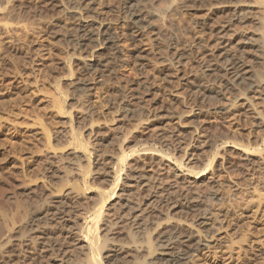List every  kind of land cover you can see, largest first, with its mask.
Here are the masks:
<instances>
[{"label": "rangeland", "instance_id": "1", "mask_svg": "<svg viewBox=\"0 0 264 264\" xmlns=\"http://www.w3.org/2000/svg\"><path fill=\"white\" fill-rule=\"evenodd\" d=\"M241 1L252 20L223 31L234 6L225 0H0V264L63 258L60 243L77 244L98 196L111 194L99 223L116 225L111 257L152 259L146 242L168 247L159 238L174 225L199 241L179 264H264V68L248 90L226 76L186 85L222 61L219 50L246 57L240 40H264V0ZM84 24L87 47L77 45ZM113 52L104 73L87 67ZM137 169L148 180L125 188ZM176 175L200 178L188 190ZM156 181L151 194L145 184Z\"/></svg>", "mask_w": 264, "mask_h": 264}, {"label": "bare ground", "instance_id": "2", "mask_svg": "<svg viewBox=\"0 0 264 264\" xmlns=\"http://www.w3.org/2000/svg\"><path fill=\"white\" fill-rule=\"evenodd\" d=\"M225 3H227L228 5L234 4V6L231 9L232 10L231 15L228 17L227 21L224 22V24H222V26L220 27V30H223L224 31L233 22L234 23H237V22L238 23L239 22L240 23H245V22H247L249 20H252L250 17H248L249 12L247 11L246 7L242 5V1L241 0H225ZM136 8H133L132 11H133V15H136V17H137V16L140 15L138 13V12H140V10H139V8H137V9ZM223 9H224V7L218 6L216 8V12L220 13V12L223 11ZM256 23L259 24L260 21L259 20H256ZM88 25L89 24H84L82 26V28H83L82 29V34L80 36V39H78V42H77V45H80L81 47H87L88 46V44H87L88 43V36L90 35V33H87V32H89L88 31V28H89ZM237 44H240L241 45V48L240 49H242V51L244 52V54L246 55V57H237L236 54H235L236 51H233L230 47L227 46V47L219 50L217 53H215L213 55L214 58H216L217 56L218 57H221L222 58V61H216V62H214V64L208 65L207 68H206V70L202 74V76L198 79V81L197 80H194L193 82L192 81H187L186 82V85H189V84H192L193 83V85H196L200 89H204V88L207 87V83H206L207 80H209L211 77H213V76H226L227 77V86H229L231 89H234V88H237L238 87V88H242L244 90H248L249 88H251L253 86H256L257 83H258V78H259V70L262 69V68H264V40L262 39L261 36H259L258 38H246V39H242ZM101 45H102L103 51H105L107 48H108V50H111L113 48V45L114 44H113V41H112L111 38L104 37V39H102ZM101 55H102V53L99 54V55L92 56L91 57L92 59H90L88 61V63H87V67L89 68V70L90 71L91 70L94 71L93 74H95V71H99L100 72L101 70L104 73L107 70L108 66H109L110 60L113 59V57L115 55V52H113L109 57H107V59L100 58ZM183 56H186V54H179V55H177L174 58H175V60H178L179 61L180 59L183 58ZM97 74H99V73L97 72ZM100 74H102V73H100ZM100 77H102V76H100ZM98 79H99V77H98ZM80 81H82V80H80ZM75 84L77 85V90H81V92L86 89V85L84 83H80L78 81V83H75ZM222 110H225V109H222ZM90 132H93V131L90 130ZM79 135L80 134L74 135V136L77 137L76 138L77 140H74L76 142L73 141V144L76 143L77 144V146H76L77 148H84V149H86L87 145H85L82 142V140H81V138H80ZM48 139H50L49 134H48ZM148 150H151V149H148ZM125 160H126V158L124 156L118 158L116 160V164H115L116 166L112 169L113 174H114V178L113 179H115L116 181H118V179L120 177V174L122 172V169H123ZM160 160H161L160 162H162L164 159L163 158H160ZM191 160H193V159H190V162H192ZM90 163H91V156H88V166L90 165ZM188 164H189V162L185 163V166L182 167V168H186V165H188ZM176 169L179 172H182V170H181L180 167H177L176 166ZM186 171H188V173H190V174L191 173L193 174V172H191L190 169H187ZM89 173H90V169H88L87 174H89ZM176 176H177L178 179L176 180L175 183H178V184L183 183L184 188H186L188 190H190L191 189V186L194 185L197 182V180L200 178L199 176H197V177H193V178L190 177L188 180H185V179L181 180V179H179V176L178 175H176ZM188 176H190V175H188ZM127 179H128V181L127 182H124V185L126 186L125 188H132V187H127V186H130L131 183H138L139 182L138 181L139 179L145 180V179H147V176L144 173H141L137 169V170H133L132 171V174H128V178ZM129 180L131 181L130 183H129ZM158 181L161 183V180H158ZM158 181H156L153 184H151V183H148V184L146 183L145 184V186L148 188V189L147 188L146 189L148 191L150 190L151 191V194H152V190L153 189L156 190V188H157V184L156 183ZM147 182H149V181H147ZM160 185H162V184H160ZM125 188L122 190L123 193L125 192ZM74 189H77L76 186H74ZM155 190H153V191H155ZM122 195L123 194L119 195V199L120 200L123 199V196ZM98 197H99V199H98L97 204H96V207L94 208V210L92 211V213L84 220V222L81 224V227L79 226L80 228H78V229H76L77 227L75 228L78 231H77V233H75L76 235L73 238V243L74 242L75 243L77 242V244H74L72 246H68L66 244V242L62 241L60 243V245H61V249L63 247V249H62L63 252L61 253L62 255L64 254L63 255V258L56 259V260L53 259V261H51L50 263L47 262L48 264H70V263H72V264L73 263H77V264H128L127 263V260L126 259H123V257L121 258L120 255L119 256L113 255L112 257L109 255L112 252V247L110 248V243H111V241L113 239V238H110V234L113 235L114 228H116V227H114V226H116L115 223H113V222L112 223L105 222L103 226H99V223L104 219L103 218V213H104L103 212V209L105 207H107L108 205H110V202L108 203V200L112 197V194L109 197L108 196L105 197L103 195H99ZM126 201H128V200H126ZM17 203H19V202H17ZM106 203H108V204L106 205ZM115 204H119V202H116ZM18 207H20V205ZM198 209L191 210V211L196 212V211H199ZM19 211H21V210H19ZM0 212L3 213V211H0ZM2 213H1V215H2V217H4ZM15 213H13V214H15ZM60 214H62V213H60ZM56 215H58V213ZM3 219H7V218L4 217ZM33 220L36 221V219H33ZM33 220H31V221H33ZM56 220H58V218ZM5 222H6V220H5ZM14 222L15 221H13V223ZM7 223L8 222H6L4 224L5 227H6V224ZM34 225H36V223ZM7 226H9V225H7ZM37 226H38V224H37ZM31 232H30V235L32 233H34V231L32 233ZM31 236H29V237H31ZM38 237H34V238L36 239ZM49 237H50V235H49ZM52 237H50V239ZM54 239L56 240V238H54ZM54 239L52 238V240H54ZM65 240H67V239H65ZM130 240L133 242L135 239H133V237H131L128 241H130ZM175 240L176 241L178 240V242L182 245V251L179 254L173 253L171 251V249H169L170 246L172 245V243ZM124 242H126V241H124ZM34 243H36V242H34ZM40 243L41 242H39V244ZM134 243H137V241H134ZM159 243H162L161 245H159V247L163 248L162 246H164V247L168 246L169 248L166 247V248L161 249L160 251H157V249H155L152 246L150 240H148L146 242V246H147L146 255H142V256L152 257V259L146 260V257H143L144 260H143V262H141V264H179L182 260L185 259L187 253H189L191 250H193L195 247H197L199 245L198 239H195L194 236H192V235L185 234L183 231L179 230L174 225L168 227L163 232H161V237L159 238ZM47 244H48V242H47ZM137 244L135 246L136 249H137V247H140V246H137ZM44 245H46V244H44ZM55 245H56V242H55ZM66 245H67V247H66ZM111 245H113V244H111ZM37 246H38V243H37ZM41 246H43V245H41ZM57 246H58V244H57ZM76 246H79V247H76ZM72 247H73V249L71 250L70 248H72ZM49 249H52V246ZM79 249H81V251L80 252H77V250L79 251ZM52 252H54V251H52ZM70 253H72V254H70ZM133 255L135 257L134 259H137L138 256H139V254H134V253H133ZM25 258H27V256H25ZM55 258H57V256ZM70 258H72L71 259L72 261L70 260ZM45 259H47V256H46ZM11 260H13V259H11ZM11 260H9V261H11ZM6 261L8 262L7 259H6ZM2 263H3V260H2ZM138 263L139 262L135 260V262L133 264H138Z\"/></svg>", "mask_w": 264, "mask_h": 264}]
</instances>
